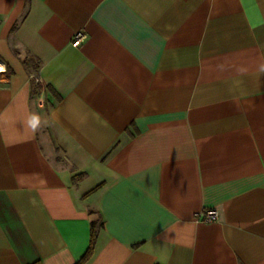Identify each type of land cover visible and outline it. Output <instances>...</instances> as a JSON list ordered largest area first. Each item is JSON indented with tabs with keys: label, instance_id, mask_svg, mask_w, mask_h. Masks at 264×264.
<instances>
[{
	"label": "crops",
	"instance_id": "1",
	"mask_svg": "<svg viewBox=\"0 0 264 264\" xmlns=\"http://www.w3.org/2000/svg\"><path fill=\"white\" fill-rule=\"evenodd\" d=\"M0 64V264H264V0H0Z\"/></svg>",
	"mask_w": 264,
	"mask_h": 264
},
{
	"label": "trees",
	"instance_id": "2",
	"mask_svg": "<svg viewBox=\"0 0 264 264\" xmlns=\"http://www.w3.org/2000/svg\"><path fill=\"white\" fill-rule=\"evenodd\" d=\"M25 66L28 65V62H24ZM90 214H94L93 211L90 212ZM102 227V221L100 217L98 216L97 219L91 221V239H90V244L84 253V255L75 263V264H86L91 257L94 254V245H95V240L98 234L99 229Z\"/></svg>",
	"mask_w": 264,
	"mask_h": 264
},
{
	"label": "built area",
	"instance_id": "3",
	"mask_svg": "<svg viewBox=\"0 0 264 264\" xmlns=\"http://www.w3.org/2000/svg\"><path fill=\"white\" fill-rule=\"evenodd\" d=\"M86 35L82 31H78L73 36L72 45L78 47L85 39ZM198 219L206 222L218 220V212L215 209H205L198 214Z\"/></svg>",
	"mask_w": 264,
	"mask_h": 264
},
{
	"label": "clouds",
	"instance_id": "4",
	"mask_svg": "<svg viewBox=\"0 0 264 264\" xmlns=\"http://www.w3.org/2000/svg\"><path fill=\"white\" fill-rule=\"evenodd\" d=\"M262 70H264V68H262ZM25 124L33 133H37L41 127V117L36 113H32L28 116Z\"/></svg>",
	"mask_w": 264,
	"mask_h": 264
},
{
	"label": "bare ground",
	"instance_id": "5",
	"mask_svg": "<svg viewBox=\"0 0 264 264\" xmlns=\"http://www.w3.org/2000/svg\"><path fill=\"white\" fill-rule=\"evenodd\" d=\"M0 67H3V65H2V64H0Z\"/></svg>",
	"mask_w": 264,
	"mask_h": 264
}]
</instances>
